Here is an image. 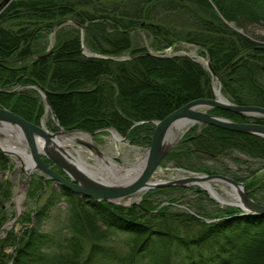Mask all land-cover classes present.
I'll return each instance as SVG.
<instances>
[{"label":"trees","instance_id":"trees-1","mask_svg":"<svg viewBox=\"0 0 264 264\" xmlns=\"http://www.w3.org/2000/svg\"><path fill=\"white\" fill-rule=\"evenodd\" d=\"M211 1L217 11L208 0H12L0 8V88L36 84L46 94L48 104L63 127L91 133L112 126L121 134L128 133L131 141L148 144L153 129L150 120L163 119L191 100L211 98L212 91L209 71L189 57L150 55L134 47L129 36L142 28L153 36L152 45L157 50L170 47L177 40L205 46L212 71L222 79V91L237 105L264 107V47L255 45L226 23L264 24V0ZM159 13L181 16L190 27L173 33L174 28L171 31L165 22L151 20ZM68 19L85 25L86 44L92 52L119 56L128 51L130 56H135L125 60L86 57L80 50V30L69 28V32L58 33L57 43L47 55L27 58L30 54L44 53V40L49 31ZM88 83L91 84L89 89L86 88ZM39 99L32 88L15 94L0 91L1 107L33 123L44 111ZM214 111L233 120L250 119L218 108L211 109L210 113ZM263 119L250 120L264 123ZM139 121L147 122L130 129L132 122ZM180 140L169 156L181 157L182 154L188 161L198 154V149L225 156L232 147L264 163V137L204 124ZM0 158L6 160L5 154L0 152ZM196 170L204 171L203 168ZM232 176L246 182L248 188L255 185L249 181L250 176L239 173ZM171 188L174 187L157 190ZM49 194L51 196L38 210L39 217L47 213L55 199L58 202L65 199L76 216L68 219L77 227L75 238L69 240L86 236L87 222H101L106 228L139 238L136 245L139 249L134 253H138L140 264H264V216L260 214H241L240 209L227 207L223 217L207 224L202 234L174 241V231L168 230V234L162 235L152 222L147 224L141 220L139 212L141 215L149 210L142 203L140 209H133L85 198L61 186ZM190 218L196 220L194 216ZM96 228L91 225L93 233ZM157 238L161 239L160 245ZM97 240L85 254L77 249L73 257H65L67 253L63 251L44 250L51 244L46 234L26 230L24 237L16 241L12 253L0 254V264H99L101 261L102 264H133L106 251ZM173 258L178 261L174 262Z\"/></svg>","mask_w":264,"mask_h":264},{"label":"rangeland","instance_id":"rangeland-1","mask_svg":"<svg viewBox=\"0 0 264 264\" xmlns=\"http://www.w3.org/2000/svg\"><path fill=\"white\" fill-rule=\"evenodd\" d=\"M208 1L213 6L212 8L215 11H217L215 5H213V1L211 0ZM128 9L130 10L131 8ZM160 18H162L164 21H161ZM153 19H156L155 23H157L156 21L162 24H164L163 22H165V26L171 28V31L174 28L175 32L173 33H176L177 31L180 32V30H185L190 27L189 24L183 18H181V16L176 17V16H170L169 14L166 13H159L157 18H151V20ZM67 21L68 23L62 24L60 26L61 29L60 27L55 28L56 26L55 25L54 28H52V30L49 31V33L46 36V40H44L46 43V45L44 46L45 48L44 53L40 55L47 54L52 51L53 46L57 43V35L61 30L69 32L70 29H74V28L79 29L80 30L79 36L81 38L82 29L77 25L80 23H75L73 20H69V19ZM226 23L236 33H240L244 35L249 40H251L255 45L264 47V24L252 23V24H247L245 26H237L235 23L231 21H227ZM231 24L234 26H232ZM61 36L62 34L60 35V37ZM129 37L132 39L133 45H136L134 47L143 49V52L145 54H150V55L152 54L157 56L164 55L167 57L183 55L199 63V65H201L204 69H207L210 73L209 75H211L209 81V84H211L209 86H211V91H212L211 98H214V90H216V88L218 89L220 85L221 86L220 92L222 96H224V98H226L228 101L237 104L231 99L230 96L226 95L222 91V79L216 76L215 73L214 75H212L211 71L208 68H206L207 66L205 64L206 62L209 63V59L205 56L206 55L205 46L186 40H182V41L177 40L176 43L171 44L170 47L157 50L155 46L152 45V43L154 42L153 36H151V34H149L146 30L142 28H137V30L131 33V36ZM80 41L82 43V47L80 50H82V53L86 57H95V56H88L87 54H94L97 56L101 55L99 53L98 54L94 53L92 52L91 49H89L88 45L86 44L84 32H83V41L81 39ZM105 47L109 49L107 45ZM83 51H85L87 54L84 53ZM37 56L39 55L30 54L27 58L28 59L35 57L37 58ZM102 56L104 57L101 58L110 57L114 60H125L135 55L130 56L128 51H124L119 56L118 55L117 56L102 55ZM23 85H30V84H13L9 86L7 89L0 88V91L15 94V92L21 91L25 88H32V87H22ZM32 86L37 87L40 91L43 92V94H45L40 87L36 86V84ZM86 88L88 89L91 88V84L88 83ZM34 90L36 92V96L40 98L39 100L42 101L43 103L42 105L44 106V111L35 124L40 125V123H43L44 124L43 126H45L48 132H52V133H59L63 130L69 132L70 131L75 132L74 130H81L75 128L68 129L60 125V122L54 115L52 109L49 110L46 107V103L43 99V96L39 94V92L36 89ZM210 110L211 109H209L208 112H210ZM214 112L215 113L211 112V114H214L219 117L228 118L223 115H220L216 111ZM240 119L243 118L238 117V119H235L234 121L250 122L254 118H250L251 120L247 119L248 121L246 120L239 121ZM154 121L157 120L155 119L150 120L149 123H151L154 126ZM146 122L147 121H139L136 123L132 122L130 129L137 124H144ZM107 128H113L117 131V133H119V131L112 126L106 127L104 130L95 133V135L93 136L92 144H94V146L98 150L103 152H106L107 146H110L112 143L110 137L111 133L107 130ZM197 128H199V125L197 124L192 126L191 128H188V130L180 137V139H183L185 136L190 134L191 131L193 132ZM119 134L122 137H125V140L123 142L114 141V143L117 144L116 147L118 148L119 152L116 153V155H113L114 156L113 159L118 164L127 165V163L135 162L137 156L145 159L146 151L149 147L150 142L148 144L147 142H142V141L133 142L128 137V133L124 132L123 134L121 133ZM180 139H178L179 141L174 145V147H172L169 153L165 156L161 166L153 174L151 181L157 182L163 180L178 179L188 174L184 171H190L197 174H202V173L221 174L228 176L230 178H233L232 173H239L240 175L242 174L244 176L251 177L249 181H253L252 183L255 185H253V188L252 187L248 188L247 185V189H246L248 190L247 194L256 202L264 205V163L261 162L260 159L249 156L244 152L242 153V151L239 152L238 149L232 147L227 150V154L225 156L222 154L209 155L205 152H198V151H197L198 154L195 155L194 157H191V159L188 161L187 159L183 158L182 154H180L181 157H176V155L169 156L172 153L171 151L174 148H176V146L179 145L181 141ZM75 146L85 147V145L82 144L80 145L79 143H76ZM84 155L86 159H88L91 163H94L93 157L91 155L88 154H84ZM5 157L6 160L0 158V254L12 253L17 243L16 241L24 237V232L26 230L34 229L37 231L39 230V232L46 234V239L48 240L49 243H51L48 248H44L45 251H50L52 253L63 251L64 253H67L65 257L67 255L68 257H73V253L75 250L80 249L79 251L81 252V254H85L87 252L86 250L90 249L94 245V243L98 242L97 239H99L106 251L107 250L112 251L115 254V256H117L118 258L121 259L124 258L127 259V261L130 260L133 262V264H140L138 261V253H134L136 251V248H138L136 247V245H138L139 238H136L137 236L132 233L127 234V232L106 228L105 226L102 225L101 222H96V221L87 222L86 229L84 230L86 231L85 234L86 236L76 237L78 238V240L76 241L69 240L75 238L76 233L74 234V229L75 228L77 229V227H75V225L72 226L70 224L71 222L68 220L72 217V215L73 217L75 215L70 211L68 202L65 201V199H60L59 202L56 201L55 199L54 205L48 209L47 213L42 214L43 219L42 216L39 217L38 210H40L43 203H45V200L51 196V194L49 193L54 188H57L58 185L55 184L52 180L46 179V176L42 172L40 173L39 171H35L29 178L26 177L25 173L18 169L19 165H17L16 162L13 159H11L12 158L11 156L5 154ZM41 158L44 159L45 157H41ZM177 160H180V162L176 163L175 161ZM48 163H50V165L52 166L51 168L58 171L62 175H65L64 172L58 166H56L50 161ZM187 165H191V166H187ZM192 166H196L198 169L203 168L204 171H198L196 170L197 168L192 169L191 168ZM227 169H229L230 171ZM253 170L254 172H252ZM233 180L235 179L233 178ZM23 181H27L28 185H26V188L24 189V197L22 198L20 208L18 209L14 204L13 200H14V195L17 192L16 190L19 189ZM237 181L243 182L241 180H237ZM213 186L221 195H223L226 198H229L224 191L226 190V188H228L227 185H225L220 181V182H214ZM167 187H174V188L157 190L160 188H165V187H160V188L150 189L147 192L136 194L135 197L137 198H131V200L134 202L127 206H131L133 209L134 208L140 209L139 205H141V203L145 207L148 206L149 210L147 209L146 211L141 212V215L139 212V216H142L141 220L147 224L152 222V224L155 225V229L162 235L168 234L169 232H166L168 230L174 231V233L172 234V237H174L173 239L174 241H178V240L180 241L182 238L187 237L188 235L191 234L193 235L202 234L207 224L215 222L216 220H219L221 217H223L224 215L223 213L227 207L240 209L235 206H229L223 204L222 202L221 203L217 202L216 199L212 198L211 194L206 192V190L200 186L190 185V186H167ZM152 190L155 191L150 193V191ZM250 191L252 195H250ZM122 202L127 203L129 202V200H123ZM240 210L242 211L241 214H247V215L250 214V213H245V211H243L242 209ZM84 213L85 212H83V219L86 218ZM190 215L196 217V220L195 219L192 220L190 218ZM197 219L199 220L198 222ZM91 225H95L97 227L95 230L96 233H93V230L91 229ZM156 242L160 245L161 239L157 238ZM169 251L174 252L171 249ZM78 260L79 262L81 261L80 257L78 258ZM173 261L177 262L178 258H173ZM99 264H102V261L99 262Z\"/></svg>","mask_w":264,"mask_h":264},{"label":"water","instance_id":"water-1","mask_svg":"<svg viewBox=\"0 0 264 264\" xmlns=\"http://www.w3.org/2000/svg\"><path fill=\"white\" fill-rule=\"evenodd\" d=\"M11 0H1L0 8L6 6ZM68 23L67 21H62L58 23L55 28H58L62 24ZM81 30V40L83 41V29L84 25L77 24ZM86 53L85 51H83ZM48 54V53H47ZM87 54V53H86ZM46 54L39 55L37 58L45 56ZM88 56L95 57H104L102 55H94L87 54ZM164 56V55H162ZM207 68L211 71L212 75L214 72L211 69V66L208 62L205 64ZM22 87H32L36 89L39 94L43 96V99L46 103V107L51 110L48 99L45 94L40 91L37 87L32 85H23ZM221 86L218 87V92L214 90V98H197L191 100L179 108L174 109L171 113L166 115L163 119H159L154 121V127L150 135V144L146 151L145 159H143V164L139 171L135 173V175L128 179L124 180L114 178V181H105L103 179H99L97 176V172L94 170L86 171L84 167L81 165V160H76L74 162V167L71 163L66 161L62 155L58 152H55V156L50 154L47 149L44 148V151H40L38 149L37 138L43 137L45 142H49L53 137V135L58 133L48 132V130L43 126V123L40 125L30 122L18 114H15L11 110L7 108L0 107V126L6 127L9 124L16 125L18 127V138L22 139L25 137L28 143V150L30 158V165L33 166L32 169L35 171L42 172L46 179L52 180L55 184L66 188L73 193H76L82 197L97 200V201H105L108 203L118 204L122 206H127L134 201L131 198H136V194L147 192L150 189L167 187V186H190L196 185L202 187L200 183L193 182L192 184L188 182L190 179L202 180L206 181H223L227 184H233L234 186L240 188L239 194L241 198H239L240 204H234L229 202H222L223 204L229 206H235L245 213L250 214H260L264 216V205L253 200L247 193V185L244 182H239L237 180H233L225 175L221 174H197L190 171H184L188 173L186 176L174 179V180H163V181H151L153 174L159 169L161 166L165 156L169 153V151L174 147V145L179 141L180 137L194 125H213L217 128L226 129L229 131H234L238 133L252 134L259 137H264V124L257 122H238L228 118L219 117L214 114L208 112L209 109L218 108L222 110H226L227 112H233L235 114H239L242 116H246L249 118H264V107L259 105H238L228 101L224 96H222L220 92ZM176 122H184L188 125V128L184 131V133L178 137L174 138L171 134V128ZM109 132L114 130L116 134L124 141L125 137H122L117 131L113 128H107ZM64 131V130H63ZM75 132H81L90 135L93 137L95 133L99 132V130L92 132L83 131V130H74ZM69 132V131H64ZM72 132V131H70ZM69 132V133H70ZM60 133V132H59ZM54 138V137H53ZM65 155L69 156L67 152L61 149ZM205 152L209 155H212L209 151H200ZM0 152L3 154L9 155L6 149H2L0 147ZM10 156V155H9ZM45 157L50 162L58 166L65 175H62L58 171L51 168L50 163H47L43 160ZM115 161V160H114ZM116 162V161H115ZM117 163V162H116ZM118 164V163H117ZM24 167L21 166L18 168L23 171L26 177H30ZM83 170V171H82ZM84 172V173H83ZM188 180V181H187ZM25 186L28 185L27 181H23ZM203 188V187H202ZM205 189V188H203ZM206 192L211 194L208 189H205ZM212 196V195H211ZM212 198L216 199L217 202L221 203L220 200L212 196ZM123 200H129L127 203H123ZM7 227V226H5Z\"/></svg>","mask_w":264,"mask_h":264},{"label":"bare ground","instance_id":"bare-ground-1","mask_svg":"<svg viewBox=\"0 0 264 264\" xmlns=\"http://www.w3.org/2000/svg\"><path fill=\"white\" fill-rule=\"evenodd\" d=\"M232 25V24H231ZM234 26V25H232ZM216 92L218 89L216 88ZM44 122V121H43ZM188 128V125L184 122H176L171 130V134L176 139L180 137L184 131ZM19 129L16 125L9 124V126L3 127L0 126V147L2 149H6L8 154L12 157L19 168L23 166L25 171L30 174V176L35 172L33 166L30 165V156L28 150V143L23 136L22 139L18 138ZM111 140L112 143L110 146H107V151L103 152L98 150L93 143V137L88 134L81 132H64L61 131L58 134L53 135L49 142H45L43 137L37 138L38 149L40 151H44V148L48 150V152L55 156V152H58L66 161L71 163L74 167V162L76 160H81V165L84 167L86 171L94 170L97 172V176L99 179H103L105 181H114V178L128 180L132 178L135 173L139 171L143 164V158L137 156L135 162L127 163V165L117 164L113 155L119 152L116 147V142H123V140L119 137L118 134L115 133L114 130H111ZM79 143L80 145H85V147H76L75 144ZM63 149L65 152L69 154V156L65 155L61 150ZM84 154L91 155L93 157V162L91 163L88 159H86ZM83 171V170H82ZM84 173V172H83ZM188 181V180H187ZM188 182L191 184L194 182L200 183L203 188L208 189L211 192V195L220 200L221 202H231L234 204H240L239 198H241L239 191L240 188L234 186L233 184H227L226 182L221 181L225 185L228 186L226 188L225 193L229 198L221 195L216 188L213 186L214 182L220 181H206L205 179L197 180L190 179ZM26 188L25 183H21L17 192L14 195V204L19 209L21 205V200L24 197V189ZM137 198V197H136Z\"/></svg>","mask_w":264,"mask_h":264}]
</instances>
